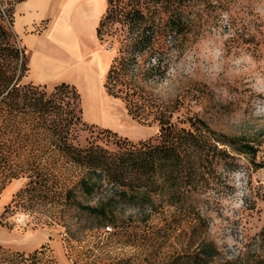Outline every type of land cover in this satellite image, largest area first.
<instances>
[{"label": "trees", "instance_id": "1", "mask_svg": "<svg viewBox=\"0 0 264 264\" xmlns=\"http://www.w3.org/2000/svg\"><path fill=\"white\" fill-rule=\"evenodd\" d=\"M22 1L0 0V195L13 180H25L2 216L24 214L34 228L60 227L79 240L94 229L122 227L118 219L127 210L145 220L161 210L198 215L200 197L222 172L236 170L240 158L264 168V157L256 162L261 142L218 132L195 114L182 119L179 100L154 93L192 39L205 33L222 28L228 51L264 55V24L246 19L251 12L240 17L232 0H106L96 27L98 40L106 37L113 53L103 88L132 119L158 132L133 142L108 130L90 131L81 144L87 126L77 88L22 82L28 59L12 30ZM219 253L201 240L176 259L212 264ZM44 259L42 250L25 254L0 246V264H47Z\"/></svg>", "mask_w": 264, "mask_h": 264}, {"label": "rangeland", "instance_id": "2", "mask_svg": "<svg viewBox=\"0 0 264 264\" xmlns=\"http://www.w3.org/2000/svg\"><path fill=\"white\" fill-rule=\"evenodd\" d=\"M232 2L240 17L251 12L246 19L264 24V0ZM1 8L6 20L9 6L4 3ZM226 38L220 28L192 39L154 93L164 101L179 100L182 119L195 114L218 132L261 142L259 162L264 157V55L256 58L247 51H228ZM106 39L99 42L109 51ZM117 112L119 116H113L117 125L110 124L114 129L89 123L82 116L87 128L79 142L85 144L90 131L108 130L133 142L157 134V126L132 119L123 103ZM24 183V179L13 180L0 195V246L25 254L42 250L47 264H185L176 256L189 253L201 240L220 252L212 264H264V235H260L264 168L255 170L244 158L233 172H222L215 187L200 197L198 215L161 210L145 220L143 214L127 210L118 219L122 227L94 229L81 233L79 240L69 239L60 227L34 228L24 214L2 216L4 206Z\"/></svg>", "mask_w": 264, "mask_h": 264}, {"label": "crops", "instance_id": "3", "mask_svg": "<svg viewBox=\"0 0 264 264\" xmlns=\"http://www.w3.org/2000/svg\"><path fill=\"white\" fill-rule=\"evenodd\" d=\"M105 9L106 0H25L15 5L12 30L28 59L26 83L74 85L84 120L114 129L122 102L103 88L113 54L96 36Z\"/></svg>", "mask_w": 264, "mask_h": 264}]
</instances>
